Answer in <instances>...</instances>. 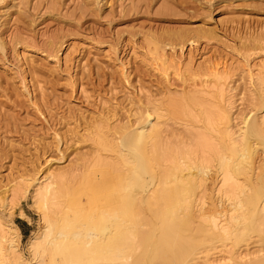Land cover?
Returning a JSON list of instances; mask_svg holds the SVG:
<instances>
[{"label": "rangeland", "instance_id": "1", "mask_svg": "<svg viewBox=\"0 0 264 264\" xmlns=\"http://www.w3.org/2000/svg\"><path fill=\"white\" fill-rule=\"evenodd\" d=\"M157 55L171 61L166 77ZM219 62L232 124L249 108L263 115L264 83L249 71L264 75V0H0V218L19 227L22 254L41 227L34 189L47 171L90 172L104 153L96 125L131 124L143 108H161L164 140L188 141L183 125L203 114L167 107L192 90L191 74ZM20 178L27 192L14 188ZM250 222L247 212L234 248L252 254L262 242Z\"/></svg>", "mask_w": 264, "mask_h": 264}, {"label": "bare ground", "instance_id": "2", "mask_svg": "<svg viewBox=\"0 0 264 264\" xmlns=\"http://www.w3.org/2000/svg\"><path fill=\"white\" fill-rule=\"evenodd\" d=\"M164 59L155 60L166 77L171 61ZM222 65L191 74L192 90L167 107L203 114L183 125L188 141L164 140L168 125L156 106L143 108L131 124L96 125L104 153L95 155L90 172H81L85 165L49 170L36 184L41 227L28 242V257L19 227L0 218V264H264V114L249 108L232 124L233 88ZM261 72L249 71V81L264 83ZM27 181L14 188L27 192ZM19 197L7 202L11 209ZM247 212L248 229L262 242L252 254L234 248Z\"/></svg>", "mask_w": 264, "mask_h": 264}]
</instances>
